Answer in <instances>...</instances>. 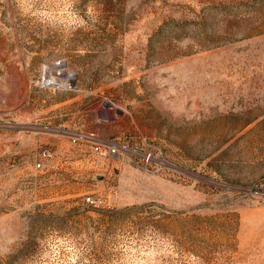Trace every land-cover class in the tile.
I'll list each match as a JSON object with an SVG mask.
<instances>
[{
	"label": "rangeland",
	"instance_id": "rangeland-1",
	"mask_svg": "<svg viewBox=\"0 0 264 264\" xmlns=\"http://www.w3.org/2000/svg\"><path fill=\"white\" fill-rule=\"evenodd\" d=\"M0 264H264V0H0Z\"/></svg>",
	"mask_w": 264,
	"mask_h": 264
},
{
	"label": "built area",
	"instance_id": "built-area-1",
	"mask_svg": "<svg viewBox=\"0 0 264 264\" xmlns=\"http://www.w3.org/2000/svg\"><path fill=\"white\" fill-rule=\"evenodd\" d=\"M100 146L104 147L105 150L107 151V153L109 155H112V156L116 155L119 152V147L115 143H112V142L106 143L105 145L96 146L95 147V151H98ZM41 157L47 158L48 157V153L42 152L41 153ZM36 168L40 169L41 168V163H37L36 164ZM86 202L88 204H90V205H92L94 203V201H91L90 199H87Z\"/></svg>",
	"mask_w": 264,
	"mask_h": 264
},
{
	"label": "bare ground",
	"instance_id": "bare-ground-1",
	"mask_svg": "<svg viewBox=\"0 0 264 264\" xmlns=\"http://www.w3.org/2000/svg\"><path fill=\"white\" fill-rule=\"evenodd\" d=\"M62 72H64V69L62 70Z\"/></svg>",
	"mask_w": 264,
	"mask_h": 264
}]
</instances>
